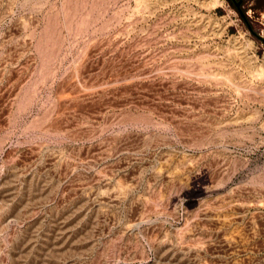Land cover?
Masks as SVG:
<instances>
[{
	"label": "rangeland",
	"instance_id": "rangeland-1",
	"mask_svg": "<svg viewBox=\"0 0 264 264\" xmlns=\"http://www.w3.org/2000/svg\"><path fill=\"white\" fill-rule=\"evenodd\" d=\"M214 2L0 0V264H264V9Z\"/></svg>",
	"mask_w": 264,
	"mask_h": 264
},
{
	"label": "flooded vegetation",
	"instance_id": "flooded-vegetation-1",
	"mask_svg": "<svg viewBox=\"0 0 264 264\" xmlns=\"http://www.w3.org/2000/svg\"><path fill=\"white\" fill-rule=\"evenodd\" d=\"M232 2L240 14L244 15L243 17H245L246 13H249L247 10H243V8L246 9L247 3L256 10L264 9V0H232Z\"/></svg>",
	"mask_w": 264,
	"mask_h": 264
},
{
	"label": "bare ground",
	"instance_id": "bare-ground-1",
	"mask_svg": "<svg viewBox=\"0 0 264 264\" xmlns=\"http://www.w3.org/2000/svg\"><path fill=\"white\" fill-rule=\"evenodd\" d=\"M216 2H217V0H216ZM216 2H214V3H216Z\"/></svg>",
	"mask_w": 264,
	"mask_h": 264
},
{
	"label": "water",
	"instance_id": "water-1",
	"mask_svg": "<svg viewBox=\"0 0 264 264\" xmlns=\"http://www.w3.org/2000/svg\"><path fill=\"white\" fill-rule=\"evenodd\" d=\"M242 16H244V15L242 14Z\"/></svg>",
	"mask_w": 264,
	"mask_h": 264
}]
</instances>
